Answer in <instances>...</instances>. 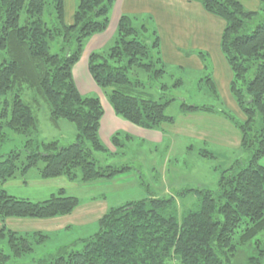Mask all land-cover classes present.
I'll use <instances>...</instances> for the list:
<instances>
[{"label":"trees","instance_id":"16d2710c","mask_svg":"<svg viewBox=\"0 0 264 264\" xmlns=\"http://www.w3.org/2000/svg\"><path fill=\"white\" fill-rule=\"evenodd\" d=\"M115 1L78 0L73 22L66 23L65 0H0V98L12 95L0 112V142L8 137L6 128L28 137L25 162L18 164L19 150L0 159V241L8 237L9 242V252L0 245V264L23 258L50 238L45 232L9 229L8 218L64 216L80 203L64 188L40 201L11 195L5 183L16 178L18 171L25 174L43 161L42 178L65 177L86 184L137 173L130 165L103 166L94 156L95 152L118 153L134 137L117 131L110 139L116 150H109L100 136L102 100L97 94H83L73 73L88 39L108 29ZM189 1L199 2L225 22L221 50L233 72L231 93L246 119L185 101L181 111L224 114L240 129L246 157L221 171L217 190L196 189L200 197L196 209L180 215L174 196L149 194L125 201L110 207L96 233L35 258V263L175 264L176 260L177 264H264V165L258 163L264 156V126L254 128L257 115L264 121V20L258 19L264 0L259 10L248 9L239 0ZM151 19L123 14L113 42L90 54L89 72L117 116L141 128L163 130L176 118L167 113L176 98L170 90L183 85L184 78L171 86L164 81L168 66ZM198 54L207 71L206 88L218 97L208 54ZM153 83L157 94L150 91ZM27 89L35 92L29 103L22 98ZM38 97L49 104L52 121L66 119L76 125L73 143L39 142L31 137L37 130L32 103ZM166 146L172 148L171 143ZM201 151L202 157L214 158L212 152Z\"/></svg>","mask_w":264,"mask_h":264},{"label":"rangeland","instance_id":"374dc122","mask_svg":"<svg viewBox=\"0 0 264 264\" xmlns=\"http://www.w3.org/2000/svg\"><path fill=\"white\" fill-rule=\"evenodd\" d=\"M258 19L264 20L263 6L259 10ZM142 22L143 21H140L138 25L141 26ZM152 25L154 26V24ZM161 45V56L163 58ZM52 52H56V49H53ZM181 65L182 64L169 65L171 67H168V74L164 78L168 86H171L177 79L184 78L183 85H179L170 90V94L176 98L169 104L167 108L168 114H172L176 118L180 114H185L181 111V104L184 101L193 105H211L216 109L228 110L225 104L222 103L220 96L216 98L211 91L207 90V75L203 74L207 71H198L196 67H193L194 65ZM141 76L144 77L143 75ZM200 79L202 81H200ZM200 83L204 85L205 88H200ZM150 91L155 94L159 92L156 84L150 87ZM85 94L93 95L95 92L88 89ZM100 94L104 98L101 91ZM33 96H35V92L31 89H27L23 93L22 98L26 103H29ZM6 99L11 100L12 95L9 94L6 97L0 98V112L5 106ZM32 107L37 116V130L33 131L31 135L32 138L37 139L39 142L58 140L61 145H68L75 141L78 132L76 125L66 119H59L57 122L52 121L50 117V107L45 99L38 97L37 102L32 103ZM228 111L238 120L246 119L243 112L239 115L232 110ZM215 112L219 111L215 110L213 113ZM222 116L223 115H221V117ZM228 121L240 131L230 119H228ZM262 126H264V121L260 115H257L254 128L255 130H259ZM5 132L8 137L5 141L0 142V159H4L7 154L13 150H19L21 156L18 164L21 165L27 158L28 153L25 149V144L28 137L10 128H6ZM172 139L173 143L171 149H169L166 144L153 146L152 144H146L143 141L135 139L127 141L126 145L122 147L118 153H94V156L100 159L103 166L107 164L133 166L137 173H141V175H136V177L134 174L132 176L119 175L118 179L114 181L95 184H86L79 179L70 181L66 179L63 180L62 177L52 178V184H43V182L33 183L31 176H41L40 168H43L44 163L43 161H39L38 165L29 169L27 173L24 174L22 171H18L17 177L11 179L16 180L25 177L27 178L29 187L19 186L15 183L9 186L8 192L18 198H28L37 201V199L44 200L49 198L52 194L57 193L64 187L66 193L79 198L81 204L92 198H102L106 196L109 203L112 205L143 198L133 197L141 190L145 194L144 197L149 194L168 197L174 196L179 205V214L181 215L184 212L198 207L200 197L196 189L217 190L221 171L230 167L237 160L246 157L242 148L237 149L231 145L227 147L219 146L215 143L205 145L196 142L198 140H187L179 135L173 136ZM110 149H112L113 152L116 150L112 144H110ZM201 150L212 152L214 158L202 157L204 151ZM258 163L264 165V156L258 160ZM77 173L81 177V169H77ZM45 183H48V181ZM38 186L50 188L51 190L43 195L37 193ZM98 230L99 228L97 231ZM97 231H88L87 229L80 228L73 229L72 231H68L67 241L62 238V236H64L63 234H60V237L54 236L51 238L52 240L47 243L35 245V250L23 258H12L7 264H37L34 261L35 258L40 259L48 254L56 252L65 241L69 244L82 235L94 234V232L96 233ZM0 245L6 252H9L8 237L1 239ZM255 246H257V243H255ZM174 263L177 264V261L175 260Z\"/></svg>","mask_w":264,"mask_h":264},{"label":"crops","instance_id":"0c3cea01","mask_svg":"<svg viewBox=\"0 0 264 264\" xmlns=\"http://www.w3.org/2000/svg\"><path fill=\"white\" fill-rule=\"evenodd\" d=\"M77 1L65 0L66 23L73 22ZM239 1L251 10H257L261 5L260 0ZM110 14L108 29L88 39L82 56L73 70L74 78L80 91L83 94L88 89L92 92L94 91L102 100L104 116L101 121L100 136L109 150L112 151L110 149V139L117 131L131 134L134 140L137 139L153 146L172 144L173 136L179 135L187 140H198L196 142L205 145L215 143L223 147L231 145L237 149L241 148L242 135L240 131L220 112H215L218 113L215 114L209 111H199L180 114L175 118L174 123L165 125L163 130L138 127L116 115L105 96L104 98L101 96V90L89 72L90 54L95 51H103L113 42L123 14L151 17V22L160 35L162 55L166 65L168 67H171L169 66L171 64L194 65L193 67H196L198 71H204V61L198 51L207 53L211 62L210 72L216 84L218 97L220 96L222 103L225 104L228 110L240 115L242 111L235 101L230 88L233 72L220 45L225 22L221 18L208 13L199 2L189 0H116ZM199 87L205 88L202 84H199ZM221 115L223 116L221 117ZM133 174L136 177L137 173L135 174L133 171L122 176H132ZM31 177L33 183L52 184L51 180H53L44 179L40 175ZM62 178L63 180H69L65 177ZM47 181L48 183H45ZM15 183L19 186L29 187L27 178L23 177L22 179L7 181L5 183L7 191H9V186ZM50 190V188L38 186L37 193L44 195ZM144 195L143 191L140 190L133 197H144ZM40 200L37 199V201ZM117 204L111 205L106 196L92 198L82 204L79 203L74 211L68 215L46 219L8 218L6 226L21 233L45 232L50 235V238L45 243L51 241L54 236L60 237V234H63L62 238L67 241L68 231L73 229L80 228L88 231H97L101 217L106 214L110 207ZM91 235L92 233L82 235L76 238L74 242ZM66 241L62 246L68 245ZM74 242L72 241L69 244Z\"/></svg>","mask_w":264,"mask_h":264}]
</instances>
